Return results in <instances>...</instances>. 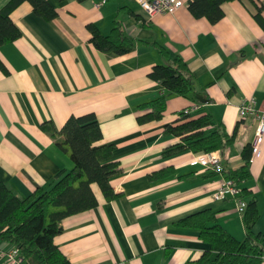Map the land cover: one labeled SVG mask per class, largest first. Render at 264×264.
I'll list each match as a JSON object with an SVG mask.
<instances>
[{
	"label": "crops",
	"instance_id": "obj_1",
	"mask_svg": "<svg viewBox=\"0 0 264 264\" xmlns=\"http://www.w3.org/2000/svg\"><path fill=\"white\" fill-rule=\"evenodd\" d=\"M8 0H0L2 7ZM53 19L35 14L23 2L10 18L20 30L14 41L0 46V178L18 197L46 187L72 161L40 129L51 121L56 129L71 116L93 113L102 130L98 144H113L112 159L121 173L110 180L117 197L107 200L96 184L97 205L63 219L54 243L72 264H197L208 249L199 230L176 223L204 209L216 212L215 224L243 240V215L231 198L214 200L213 192L225 174L192 160L185 151L162 157L167 145L180 141L164 134L180 110L189 106L192 117L211 114L231 134L232 144L215 150L226 172L243 165L241 150L251 145L256 121L240 120L238 106L253 98L264 109V31L254 19L255 5L264 0H232L222 4L216 23L195 18L189 0L173 13L148 17L134 0H48ZM255 4V5H254ZM120 21L135 42L132 51L102 52L89 42L87 24L107 34ZM157 42L170 56L179 55L194 75L193 87L206 102L169 95L163 117L144 124L138 105L166 93L149 78L154 64L166 63ZM230 93L228 94V92ZM196 94V97H197ZM201 154V153H200ZM172 173L162 178L152 174ZM251 179L238 184L256 199L259 219L254 226L264 246V135L260 155L250 160ZM209 223L208 225H212ZM13 246L0 241V264ZM264 264V262H263Z\"/></svg>",
	"mask_w": 264,
	"mask_h": 264
},
{
	"label": "trees",
	"instance_id": "obj_2",
	"mask_svg": "<svg viewBox=\"0 0 264 264\" xmlns=\"http://www.w3.org/2000/svg\"><path fill=\"white\" fill-rule=\"evenodd\" d=\"M227 1L232 0H189L188 10L193 17L205 18L213 24L222 18L221 6ZM23 2L30 3L33 12L45 19L57 15L48 0H8L0 7V46L21 35L10 13ZM255 8L253 17L264 31L262 7L255 5ZM87 29L89 42L102 52L123 55L135 47V42L125 35L118 20L113 21L107 34H102L94 24H87ZM144 43L156 46L167 60L154 64L148 73L149 78L159 82L166 93L139 104L138 108L144 112L137 116V122L161 120L169 95L190 98L201 105L193 87L194 75L187 63L179 55L170 56L168 50L155 41ZM0 67L4 69L1 62ZM40 129L71 159L72 168L58 171L46 187H38L24 197H18L0 178V241L16 245L25 264H72L54 243V237L63 230V219L97 205L92 184L98 186L105 199L117 197L110 180L121 173V168L119 162L112 159L115 146L98 144L103 134L93 113L71 115L60 129H56L51 121L42 122ZM236 133L237 125L229 134L224 125L214 122L209 113L192 117L188 106L178 112L174 121L165 124L164 134L178 137L180 141L164 147L161 154L169 157L185 151L200 154L222 150L233 143ZM250 155L251 145H245L241 150L243 165L225 171V177L233 179L237 185L251 179ZM171 173V169H162L154 172L152 177L162 178ZM248 195L250 191L242 188L241 196L245 199ZM246 202L243 240L235 239L215 224L216 212L211 209L200 210L177 221L180 227L199 230L198 237L208 244V249L196 260L197 264H263V235L254 230L259 219L256 199L251 197Z\"/></svg>",
	"mask_w": 264,
	"mask_h": 264
},
{
	"label": "built area",
	"instance_id": "obj_3",
	"mask_svg": "<svg viewBox=\"0 0 264 264\" xmlns=\"http://www.w3.org/2000/svg\"><path fill=\"white\" fill-rule=\"evenodd\" d=\"M138 3L144 13L151 17L155 13H173L185 4V0H134ZM238 118L246 120L253 118L256 121L254 139L251 143V155L256 157L260 155V143L264 135V109H257L253 98L244 100L237 108ZM192 164L201 163L214 172L219 174L225 173V168L221 162L219 155L215 152L201 153L197 155L191 162ZM214 200H224L231 198L235 202L238 213L243 215L246 208V200L241 196V189L237 183L231 179L224 177L223 181L213 192ZM6 264H25L24 259L16 245H13L5 253Z\"/></svg>",
	"mask_w": 264,
	"mask_h": 264
},
{
	"label": "water",
	"instance_id": "obj_4",
	"mask_svg": "<svg viewBox=\"0 0 264 264\" xmlns=\"http://www.w3.org/2000/svg\"><path fill=\"white\" fill-rule=\"evenodd\" d=\"M197 98L203 103L206 102V99L202 96V94H197Z\"/></svg>",
	"mask_w": 264,
	"mask_h": 264
}]
</instances>
